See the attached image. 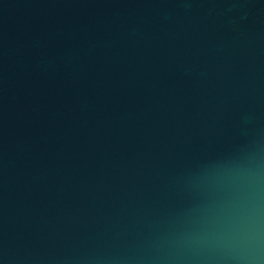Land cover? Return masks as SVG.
<instances>
[{
  "label": "water",
  "instance_id": "1",
  "mask_svg": "<svg viewBox=\"0 0 264 264\" xmlns=\"http://www.w3.org/2000/svg\"><path fill=\"white\" fill-rule=\"evenodd\" d=\"M0 264H264V0H0Z\"/></svg>",
  "mask_w": 264,
  "mask_h": 264
}]
</instances>
